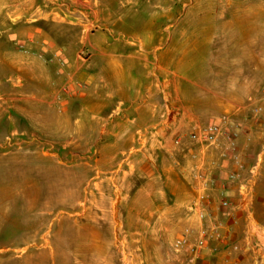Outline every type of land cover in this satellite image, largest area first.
Returning a JSON list of instances; mask_svg holds the SVG:
<instances>
[{"label":"rangeland","instance_id":"rangeland-1","mask_svg":"<svg viewBox=\"0 0 264 264\" xmlns=\"http://www.w3.org/2000/svg\"><path fill=\"white\" fill-rule=\"evenodd\" d=\"M256 39L264 0H0V264H176L194 166L231 163L194 122L236 132L264 228Z\"/></svg>","mask_w":264,"mask_h":264},{"label":"built area","instance_id":"built-area-1","mask_svg":"<svg viewBox=\"0 0 264 264\" xmlns=\"http://www.w3.org/2000/svg\"><path fill=\"white\" fill-rule=\"evenodd\" d=\"M261 91L264 93V87ZM57 106L59 107V105ZM189 137L196 142L205 144L203 146H220L221 154L227 156L231 163L226 175H221V168L215 174L204 172L203 162L200 163V167L194 166L190 186L195 193V199L189 208L197 216L199 226L181 233L174 239L172 246L178 255L176 264H197V261L202 260L205 255L213 254L216 250L213 246L215 242L228 241V235L226 236L222 231L223 219L215 215L220 214L221 217L231 215L233 203L227 191L233 182L238 183L240 208L247 212L249 234L243 238L245 247L253 248L254 246L261 252L264 246L261 244L260 237L264 235V228L254 220L251 210L254 170L249 171V176H244L242 173L244 166L236 154L235 148L236 132L229 131L222 122H210L207 125L194 122L190 126ZM178 141L179 138H176V142ZM192 157L196 158V155L193 153ZM217 181L220 189H218V200L214 201L211 194L217 189ZM251 233L255 235L254 240ZM259 234L260 236H258ZM229 248L237 250L238 245L232 242ZM258 255L261 256V253Z\"/></svg>","mask_w":264,"mask_h":264},{"label":"crops","instance_id":"crops-1","mask_svg":"<svg viewBox=\"0 0 264 264\" xmlns=\"http://www.w3.org/2000/svg\"><path fill=\"white\" fill-rule=\"evenodd\" d=\"M249 51L254 52L256 56L254 62H252L250 66L264 73V41H259L258 39H256L254 43L250 44ZM135 109L137 113L134 112ZM143 109H144V102L143 104H138L137 107H135L133 104H128L124 110L125 112H127L128 115L133 116L137 114L139 116ZM216 184H217L216 187L217 189L213 191L215 193V196L218 195L219 192L218 189H220L218 181ZM231 184L232 185L228 187L227 193L232 200L233 210L230 216L222 217L223 219L222 231L226 236L228 235V241L229 240H231V242L237 241L239 244V248L237 250H232L228 246V241L218 242V245L221 247V250L219 251V254L213 258V261L218 262L219 264H255V263L264 264V249L261 250V252H259V249H255L254 246L253 248L245 247L243 238L245 237V235L249 234V229L247 224V212H245V210H242L240 208L238 189L233 188L234 183ZM251 236H253L252 239L254 240L255 235L251 233ZM258 236H260V234ZM260 253L261 256L258 255ZM256 256L257 258L255 262Z\"/></svg>","mask_w":264,"mask_h":264},{"label":"bare ground","instance_id":"bare-ground-1","mask_svg":"<svg viewBox=\"0 0 264 264\" xmlns=\"http://www.w3.org/2000/svg\"><path fill=\"white\" fill-rule=\"evenodd\" d=\"M97 245V244H96ZM100 248V247H99ZM102 248V247H101ZM125 251V250H124ZM101 252V251H100Z\"/></svg>","mask_w":264,"mask_h":264}]
</instances>
